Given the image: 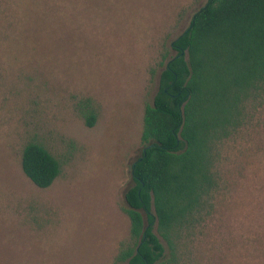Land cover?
I'll return each mask as SVG.
<instances>
[{"label": "rangeland", "instance_id": "1", "mask_svg": "<svg viewBox=\"0 0 264 264\" xmlns=\"http://www.w3.org/2000/svg\"><path fill=\"white\" fill-rule=\"evenodd\" d=\"M209 1L0 0V264H126L145 108ZM248 115L182 264H264V103ZM31 140L61 162L50 188L23 172Z\"/></svg>", "mask_w": 264, "mask_h": 264}, {"label": "trees", "instance_id": "2", "mask_svg": "<svg viewBox=\"0 0 264 264\" xmlns=\"http://www.w3.org/2000/svg\"><path fill=\"white\" fill-rule=\"evenodd\" d=\"M172 46L177 54L145 108L144 149L125 195L130 240L116 263L182 264V248L223 191L224 143L264 103V0H210ZM21 164L41 189L62 173L35 140Z\"/></svg>", "mask_w": 264, "mask_h": 264}]
</instances>
